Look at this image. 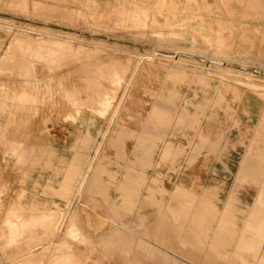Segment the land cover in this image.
I'll use <instances>...</instances> for the list:
<instances>
[{
  "label": "rangeland",
  "instance_id": "374dc122",
  "mask_svg": "<svg viewBox=\"0 0 264 264\" xmlns=\"http://www.w3.org/2000/svg\"><path fill=\"white\" fill-rule=\"evenodd\" d=\"M171 2L0 0V264H239L195 243L178 212L192 199L169 191L215 190L218 208L233 193L238 224L264 196V0L236 1L240 27L219 29L205 0ZM79 119L94 136L63 146L58 126ZM160 139L180 153L161 160ZM153 143L124 210L118 186Z\"/></svg>",
  "mask_w": 264,
  "mask_h": 264
},
{
  "label": "crops",
  "instance_id": "0c3cea01",
  "mask_svg": "<svg viewBox=\"0 0 264 264\" xmlns=\"http://www.w3.org/2000/svg\"><path fill=\"white\" fill-rule=\"evenodd\" d=\"M171 3H168L172 6L173 10L177 13L187 10L188 12L197 13L199 9L203 7L202 0H171ZM238 0H205L206 15H205V24L207 29H219L221 28H239L240 24L243 22L242 17L244 11L243 8L236 2ZM154 3L159 2V0H153ZM167 3V2H166ZM105 10V9H104ZM169 10V9H168ZM182 20V19H181ZM79 116V115H78ZM188 117V116H187ZM190 117V116H189ZM100 118V117H99ZM61 132L59 135H55L57 140L62 143L63 146L68 144L69 141L77 142L82 137L86 135L93 137L95 131L91 126H87L85 122L79 119L76 123L72 124H61L58 126ZM125 133H119L118 136L131 138L132 135L123 136ZM97 136V133L96 135ZM161 149H160V159L167 160L173 158L180 153V149L176 148L172 143L160 139ZM157 147L156 143H153L149 147L144 148L143 156L139 165L141 166V171L137 178L129 181L128 174L125 175L124 182L120 183L118 190L121 192V208L124 210H129L130 204L134 205L135 200L139 197L140 189L144 186L143 179L145 178L144 171L146 168L151 166V155L154 148ZM76 152H72L73 156H80V149L76 148ZM57 158L63 157L65 149L59 147L56 150ZM247 155V154H246ZM245 161L247 163V156H245ZM69 162V161H68ZM251 163V161H249ZM52 173V172H51ZM48 182L52 184L53 174L51 177L48 176ZM51 179V181H50ZM152 179H155L153 177ZM76 188L79 179V176H76L74 179ZM158 182V177L156 178ZM62 181V178L61 180ZM261 182L262 188H264V181ZM47 182V183H48ZM142 182V183H141ZM145 183V179H144ZM53 187V185H51ZM73 187V188H74ZM159 187L157 191H153L149 188L147 195H144L142 198L144 200L154 201V193L157 192L160 194ZM176 190H184L189 193L192 202L191 207H186L189 203L183 201H178L179 208L178 212L181 214V217L188 221L186 229L194 234H204L205 241L201 238L197 239L195 243H200L199 246L206 245L205 249L215 252H226L234 255L235 260L239 264H264V253L262 249L264 247V196L256 197L254 203L249 206L247 211H242L243 218L241 224H238V213L239 211L233 203V193L229 196L228 203H222L221 208H218L215 202V190L207 191L201 196H197L193 190L186 188L184 185H176L171 192ZM60 197L67 199V186L63 189H59L56 192ZM74 193V190H73ZM72 193V194H73ZM161 195V194H160ZM69 199V198H68ZM171 199H176L172 196ZM161 203V202H160ZM258 205L260 207H258ZM204 225H200V223ZM252 222V223H251ZM208 231V232H207ZM241 231H245L250 234L249 237H244ZM211 236V239L208 241L207 237ZM232 246L236 247L235 252L232 251ZM240 254H247L248 258L255 260L250 261L248 258L245 259V256ZM221 255V254H218ZM63 264H72V261L65 259Z\"/></svg>",
  "mask_w": 264,
  "mask_h": 264
},
{
  "label": "bare ground",
  "instance_id": "6f19581e",
  "mask_svg": "<svg viewBox=\"0 0 264 264\" xmlns=\"http://www.w3.org/2000/svg\"><path fill=\"white\" fill-rule=\"evenodd\" d=\"M250 86H251V85H250ZM257 91H258V90H257ZM263 97H264V96H263ZM160 117H161V116H160ZM164 132H165V131H164ZM156 137H157V136H156ZM140 143H141V141H140ZM137 145H138V144H137ZM140 145H141V144H140ZM140 145H139V146H140ZM142 146H143V145H142ZM136 147H137L136 150H137L138 148H141V146H140V147L136 146ZM141 149H142V148H141ZM141 149H139V150H141ZM143 149H144V148H143ZM139 150H138V151H139ZM141 151H142V150H141ZM259 154H260V153H259ZM246 156H247V155H246ZM263 158H264V157H263ZM48 160H49V159H48ZM247 160H248V158H247ZM249 160H250V159H249ZM251 168H252V167H251ZM71 230H72V229H70L68 232H71ZM72 231H73V230H72ZM263 242H264V241H263ZM206 262H207V261H206Z\"/></svg>",
  "mask_w": 264,
  "mask_h": 264
}]
</instances>
